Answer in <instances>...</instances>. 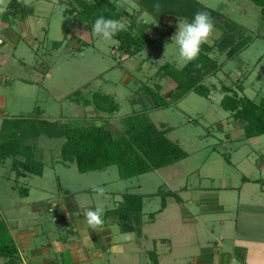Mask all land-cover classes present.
Returning <instances> with one entry per match:
<instances>
[{"label":"rangeland","instance_id":"rangeland-1","mask_svg":"<svg viewBox=\"0 0 264 264\" xmlns=\"http://www.w3.org/2000/svg\"><path fill=\"white\" fill-rule=\"evenodd\" d=\"M200 1L243 25L254 39L239 55L227 60L216 75L207 78L210 86H216L210 97L193 91L181 99L170 98L168 107L148 111V102L135 103L131 97L135 93L142 96L145 85L154 86L156 82L162 84L164 94L175 86L170 78L160 79L156 75L167 61L178 66L185 64L179 61L177 46L171 40L180 18L170 16L158 23L147 11L139 12V18L151 24L149 32L156 42L129 57L120 54L114 37L104 40L92 32L89 23L70 19L57 0H32L31 6H26L25 16H13L7 12L8 7L0 13V38L4 42L0 45V98L6 101L0 119L9 120L6 132L15 130L11 120L38 112L51 121L88 118L91 122H105L115 134H120L128 113L146 111L157 125L171 127L168 136L188 152L186 158L174 164L122 178L117 165L80 172L76 163L60 160L64 137L42 135L32 143L36 156L45 162L43 175L18 176L10 158L0 165L3 239L15 240L13 233L20 228H33L39 233L34 237L41 243L38 246L47 245L66 232L59 214L45 203L55 199L73 205L72 198L80 211L99 205L104 221L106 210L115 207L127 191L144 195L142 232H123L118 221L110 217L106 220L107 239L114 243L132 239L134 264H149V251L154 249L160 254L161 264L165 259L174 264H204L198 257L210 258L205 255L217 249L215 241L219 234L228 239L229 245L231 230L238 236L258 232L264 235V194L258 198L257 192L248 186L240 192L243 176L262 175L264 135L246 139L242 121L232 117L220 103L221 86H235L240 80L246 95L256 100L264 97V12L253 0ZM127 9L139 11L133 0H129ZM67 31L70 38L64 45L54 47V42L62 40ZM219 31L214 27L209 43ZM77 37L83 38V44L75 40ZM80 46L82 50H78ZM218 55L219 62L225 59V54ZM95 92L115 96L120 109L100 114L93 104H84V99L92 100ZM250 154L258 164L253 163ZM92 184L103 187L105 196L93 192ZM226 186L234 188L225 189ZM24 187L30 189L29 193L22 191ZM170 190L181 199L174 195L166 197ZM163 197L167 201L165 210L154 213L160 209ZM40 201L46 209L35 207ZM259 202L263 205L260 213L255 212L257 209L252 213L247 204ZM152 214H156L154 220ZM175 256L177 262H173ZM106 258L112 263L131 264L129 259L125 262L110 253H106Z\"/></svg>","mask_w":264,"mask_h":264},{"label":"trees","instance_id":"trees-1","mask_svg":"<svg viewBox=\"0 0 264 264\" xmlns=\"http://www.w3.org/2000/svg\"><path fill=\"white\" fill-rule=\"evenodd\" d=\"M139 8L130 11L115 8L117 0H57L64 8V14L76 22H87L92 25L95 19L104 15L119 19L125 23L127 30L114 36L117 40V50L121 55L134 56L152 46L156 39L149 32L151 24L139 18L141 11L150 13L155 22L163 23L170 16L191 21L197 11H207L213 21L214 27L219 29V35L212 43L201 45L198 57L178 66L173 62L163 63L157 72L160 79L170 78L175 86L163 92L162 84L156 82L154 86L145 85L142 96L135 93L131 101L135 103L148 102L145 110L164 108L171 105L170 98L181 99L191 92L204 97H210L215 85L210 86L206 80L214 76L223 67L224 63L239 55L253 41L254 37L248 30L225 16L223 12L210 7L200 0H133ZM264 12V0H253ZM159 4L160 10L154 8ZM7 12L13 16H25L26 6L18 0H10ZM66 32L60 41L54 42V47H60L70 38ZM83 44L81 37L75 39ZM80 44V45H81ZM83 47H78L82 50ZM225 54V59L219 62L218 54ZM238 80V79H237ZM221 105L231 113L244 130L246 139H253L264 135V97L260 100L246 95L243 81L235 86L223 84ZM75 93H78L76 91ZM75 99V98H73ZM84 104H93L97 113H113L120 109L115 96L108 93L95 92L93 99H84ZM74 121V122H73ZM71 122L63 120L51 121L38 112L28 116L17 117L11 120L14 128L28 132L29 140L25 148H19L4 139L0 141V165L8 158L11 159L12 169L18 176L28 174L41 175L44 172L45 162L36 156L35 145L32 140L46 135L51 138H62L60 160L66 164L76 163L80 172L98 171L117 165L122 178L146 173L154 169L174 164L188 156V152L180 143L172 140L168 132L172 129L164 125H157L146 111H132L124 119V128L120 134L104 123L91 122L88 118H77ZM9 120H5L4 124ZM6 132V131H5ZM8 132V131H7ZM6 137V136H5ZM250 177L243 176V183L251 181ZM264 185V179H255ZM26 194L29 188L22 190ZM174 195L180 200L177 192L172 190L166 193ZM163 197L162 205L154 213L162 212L166 205ZM144 195L137 192H125L115 207L108 208L104 218L113 217L118 221L123 232H142ZM152 214L151 219H155ZM5 229L0 222V257L6 262L14 263L20 260L19 249L14 239H3ZM150 264H159L157 251L150 250Z\"/></svg>","mask_w":264,"mask_h":264},{"label":"crops","instance_id":"crops-1","mask_svg":"<svg viewBox=\"0 0 264 264\" xmlns=\"http://www.w3.org/2000/svg\"><path fill=\"white\" fill-rule=\"evenodd\" d=\"M3 43V40L0 38V45ZM5 102V98H0V110L1 108L4 109ZM5 120L7 119H0V140L4 136V139L7 142L15 144L21 149L25 148L26 144L31 141L29 140L28 132L16 128H14V132H5L10 126L9 122H7L5 126ZM6 134L8 137H5ZM11 135L13 136L10 137ZM251 156L253 163L258 164L257 159H255L253 155ZM260 174L262 175L259 178L254 175H246L252 180L244 182L240 192L244 190V187L248 186L252 191L255 190L258 198H260V195L264 194V185L254 180L264 179V168L260 167ZM224 188H234V186H226ZM71 201L73 202V205L55 199L45 203L48 209L56 204V206H54V211L59 214V217H61L60 219L64 224V231L66 233L62 232L59 237L57 236V238L51 240L47 245L42 244L38 246V244L41 243H38L36 239H34V237L38 236V231L33 228H20L16 234L13 233L19 249L20 260L18 262L10 263L6 262L3 257H0V264H117L116 262L112 263L111 259L108 260L106 258V253H110L114 257L120 258L123 261L125 259V262L126 259H129L131 264H134L135 245L132 243L133 240L129 239L123 243H114L115 241L112 239H107L109 234L107 219L103 221L102 225L93 229L87 224L84 211H80V206H78L72 198ZM247 205H250V211L253 210L252 213H254L255 209H257L255 212L260 213L259 211L263 207L260 202ZM35 207L47 208L43 201H40L38 204L35 203ZM35 210L37 211V209ZM54 218H56V216H54ZM258 223L259 222H257L256 225ZM259 230L261 231V229ZM42 232L45 233L44 229H42ZM221 232V235H223L224 232ZM230 232L232 233V236H229V239L232 240L231 245L226 242L228 239H226L225 236L220 237L219 234V238H216L215 241L217 249L208 252V254L205 255L210 257L208 260H204L202 255L198 257L199 260L204 264L205 262H212V264H264V235H260L258 232L245 236H238L236 233L234 235L232 230ZM124 243H126L127 246H133L126 247V244ZM227 246H229V249H225ZM157 254L159 264H161L162 259L158 252ZM169 260L170 259H165L164 264H174L172 263V260H170L169 263ZM177 260L178 258L175 256L173 262H177Z\"/></svg>","mask_w":264,"mask_h":264},{"label":"clouds","instance_id":"clouds-1","mask_svg":"<svg viewBox=\"0 0 264 264\" xmlns=\"http://www.w3.org/2000/svg\"><path fill=\"white\" fill-rule=\"evenodd\" d=\"M24 6H31L32 0H18ZM129 0H124L123 3H115L117 11L127 9ZM7 7V0H0V13L4 12ZM160 5L155 4L154 8L159 11ZM214 24L210 14L207 11H197L191 21L178 20L176 31L172 35L171 40L177 46L178 59L184 63L195 60L201 49V45L209 43V38L213 32ZM92 32L102 37L104 40H111L116 34L121 31H126V25L119 19L105 17L104 15L98 16L94 23L91 25ZM167 46V45H166ZM93 192L98 196H105V189L98 184L90 185ZM84 215L87 224L96 229L102 225V208L97 205L95 209L85 208Z\"/></svg>","mask_w":264,"mask_h":264},{"label":"built area","instance_id":"built-area-1","mask_svg":"<svg viewBox=\"0 0 264 264\" xmlns=\"http://www.w3.org/2000/svg\"><path fill=\"white\" fill-rule=\"evenodd\" d=\"M54 206H56V204H54L52 207H50V210H51V211L54 210Z\"/></svg>","mask_w":264,"mask_h":264}]
</instances>
